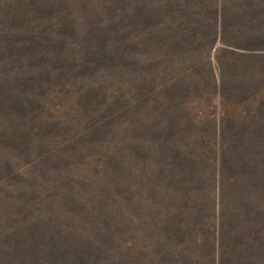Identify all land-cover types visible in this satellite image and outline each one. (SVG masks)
Returning <instances> with one entry per match:
<instances>
[{
	"label": "rangeland",
	"instance_id": "rangeland-1",
	"mask_svg": "<svg viewBox=\"0 0 264 264\" xmlns=\"http://www.w3.org/2000/svg\"><path fill=\"white\" fill-rule=\"evenodd\" d=\"M0 264H264V0H0Z\"/></svg>",
	"mask_w": 264,
	"mask_h": 264
}]
</instances>
